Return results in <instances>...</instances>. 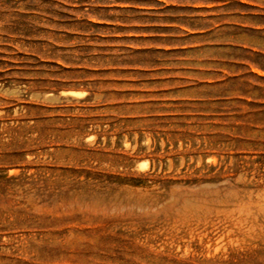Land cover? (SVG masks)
Instances as JSON below:
<instances>
[{"label": "rangeland", "instance_id": "1", "mask_svg": "<svg viewBox=\"0 0 264 264\" xmlns=\"http://www.w3.org/2000/svg\"><path fill=\"white\" fill-rule=\"evenodd\" d=\"M0 264H264V0H0Z\"/></svg>", "mask_w": 264, "mask_h": 264}, {"label": "bare ground", "instance_id": "2", "mask_svg": "<svg viewBox=\"0 0 264 264\" xmlns=\"http://www.w3.org/2000/svg\"><path fill=\"white\" fill-rule=\"evenodd\" d=\"M74 93H78V92L75 90Z\"/></svg>", "mask_w": 264, "mask_h": 264}]
</instances>
